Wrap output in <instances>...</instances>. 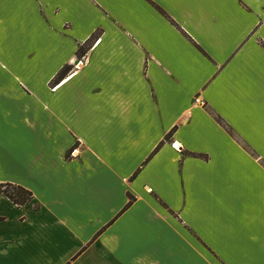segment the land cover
<instances>
[{
    "label": "crops",
    "instance_id": "0c3cea01",
    "mask_svg": "<svg viewBox=\"0 0 264 264\" xmlns=\"http://www.w3.org/2000/svg\"><path fill=\"white\" fill-rule=\"evenodd\" d=\"M262 158L264 0H0V264H264Z\"/></svg>",
    "mask_w": 264,
    "mask_h": 264
},
{
    "label": "trees",
    "instance_id": "16d2710c",
    "mask_svg": "<svg viewBox=\"0 0 264 264\" xmlns=\"http://www.w3.org/2000/svg\"><path fill=\"white\" fill-rule=\"evenodd\" d=\"M84 48L85 47L80 48L79 51L82 52V49H84ZM65 72H66V70H64V72H60L58 77H60V78L63 77L65 75ZM138 172H139V170L136 171L134 176ZM0 192L3 193L4 195H6L9 199H11L14 203H16L18 205H23V204L29 203L33 199V193L30 190L26 189L25 187H23L21 185H17V184H13V183H1L0 182ZM131 202H132V200L129 201L127 206H129V204Z\"/></svg>",
    "mask_w": 264,
    "mask_h": 264
},
{
    "label": "rangeland",
    "instance_id": "374dc122",
    "mask_svg": "<svg viewBox=\"0 0 264 264\" xmlns=\"http://www.w3.org/2000/svg\"><path fill=\"white\" fill-rule=\"evenodd\" d=\"M87 47H88V46H87ZM85 52H86V49L84 48V49H82V52H81V51H79V54H82V55H84V54H85ZM84 56H85V55H84ZM83 59L85 60V57H84V58H82V59H80V60H83ZM84 60H83V61H84ZM75 65H77V64H75ZM75 65H73V66H72V68H73ZM72 68H71V69H72ZM75 68H76V67H75ZM64 70H66V72H65V75H66V74H70V73H71V72H70V67H69V66H67V67H66V69H64ZM64 70H63L62 72H64ZM55 88H56V87H55ZM55 88H54V89H55Z\"/></svg>",
    "mask_w": 264,
    "mask_h": 264
},
{
    "label": "snow or ice",
    "instance_id": "6c2138e0",
    "mask_svg": "<svg viewBox=\"0 0 264 264\" xmlns=\"http://www.w3.org/2000/svg\"><path fill=\"white\" fill-rule=\"evenodd\" d=\"M75 67H79V65H75L72 69H70V72L72 74H74V72H75ZM68 79L71 80L72 79V75H68ZM260 163H261V165H264V158L261 159Z\"/></svg>",
    "mask_w": 264,
    "mask_h": 264
}]
</instances>
